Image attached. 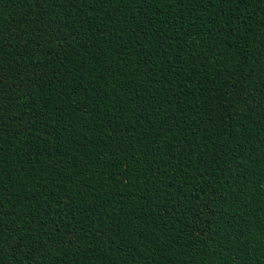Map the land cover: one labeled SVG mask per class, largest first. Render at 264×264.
I'll return each mask as SVG.
<instances>
[{
    "label": "trees",
    "instance_id": "trees-1",
    "mask_svg": "<svg viewBox=\"0 0 264 264\" xmlns=\"http://www.w3.org/2000/svg\"><path fill=\"white\" fill-rule=\"evenodd\" d=\"M0 264H264V0H0Z\"/></svg>",
    "mask_w": 264,
    "mask_h": 264
}]
</instances>
